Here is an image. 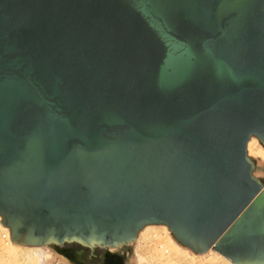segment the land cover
I'll return each instance as SVG.
<instances>
[{"label": "water", "instance_id": "1", "mask_svg": "<svg viewBox=\"0 0 264 264\" xmlns=\"http://www.w3.org/2000/svg\"><path fill=\"white\" fill-rule=\"evenodd\" d=\"M264 0H0L11 239L118 246L150 222L264 264Z\"/></svg>", "mask_w": 264, "mask_h": 264}, {"label": "rangeland", "instance_id": "2", "mask_svg": "<svg viewBox=\"0 0 264 264\" xmlns=\"http://www.w3.org/2000/svg\"><path fill=\"white\" fill-rule=\"evenodd\" d=\"M250 141L248 155L254 163L252 171L264 184V163L260 160L264 154V144L256 135H253ZM30 246H22L21 244L16 246L17 248L9 249L6 247L1 249L0 264H39L32 255L35 249L47 250L55 255L56 258L49 264L228 263L211 248L202 251L203 253L196 252L188 244L182 243L171 227L163 222L144 224L139 228L134 239L118 246L95 244V247L92 248L78 240L50 241ZM166 249L168 250L167 253L165 252Z\"/></svg>", "mask_w": 264, "mask_h": 264}, {"label": "bare ground", "instance_id": "3", "mask_svg": "<svg viewBox=\"0 0 264 264\" xmlns=\"http://www.w3.org/2000/svg\"><path fill=\"white\" fill-rule=\"evenodd\" d=\"M251 142V141H249ZM250 144V143H249ZM249 146V145H248ZM264 153V152H263ZM261 157V156H260ZM261 162L264 163V154H262V157L260 158ZM263 169V168H262ZM2 228V225H0V229ZM22 246H35L37 244H27V243H21V242H16V241H13V240H10L8 242V244H4V245H1L0 246V250L3 249V248H6V247H9L10 248H17L18 245H21ZM17 246V247H16ZM213 249V248H211ZM213 251L218 254L220 257H222L225 261H227L229 264H237L235 262H233L230 258H228L227 256L223 255L222 253H220L219 251L213 249ZM31 252V251H30ZM203 253V252H202ZM32 255L34 256L33 258L35 260L38 261L39 264H49V263H52L54 261V259L56 258L54 254H52L51 252L47 251V250H38V249H35L32 253ZM61 261V260H60ZM64 261V260H63ZM227 263V264H228Z\"/></svg>", "mask_w": 264, "mask_h": 264}, {"label": "built area", "instance_id": "4", "mask_svg": "<svg viewBox=\"0 0 264 264\" xmlns=\"http://www.w3.org/2000/svg\"><path fill=\"white\" fill-rule=\"evenodd\" d=\"M1 220H2V217L0 216V225H2V228L0 229V246L4 244H8V242L12 240L11 230L9 226L3 224ZM165 252L167 253L168 250L166 249Z\"/></svg>", "mask_w": 264, "mask_h": 264}]
</instances>
